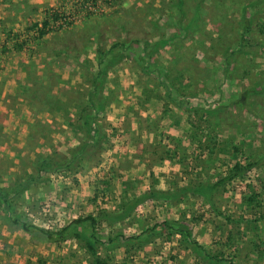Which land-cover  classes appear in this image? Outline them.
<instances>
[{
  "label": "rangeland",
  "instance_id": "obj_1",
  "mask_svg": "<svg viewBox=\"0 0 264 264\" xmlns=\"http://www.w3.org/2000/svg\"><path fill=\"white\" fill-rule=\"evenodd\" d=\"M180 1L186 15L178 10ZM217 1L226 6L223 24L234 29L236 36L231 40L235 43L242 32L237 1ZM10 2L0 0V58L15 57L14 64L6 60L7 67L2 68L20 77L36 76V68L42 66L30 61L43 56L48 78L60 75L62 81H78L83 69L72 54L95 68L97 59L89 61L88 56L93 55L98 42L106 48L114 41L138 42L135 49L125 50L130 55L122 58V66L115 63L106 70L114 66V78L107 79V84L118 85L115 90L123 91L129 100H115L118 107L106 111L117 113V120L128 123L126 131L120 125L96 126L100 141L84 158L73 151L80 136L68 125L69 130L52 127L54 135L48 142L42 141L41 132L28 131L30 115L25 105L14 102V91L0 99V264H90L72 226L73 219L88 215L97 218L103 241L98 250L107 264H228L232 260L264 264V218H259L264 209L246 203V198L257 193L255 201L264 206V49L260 48L264 42L251 41L248 61L258 69L248 67L254 74L245 78L242 64L233 69L219 54L225 33L219 31L216 20L204 21L203 35L212 41L211 47H205V52L196 48L200 38L187 23L198 0H49L44 14L28 27L23 22L19 27L11 24ZM255 7L257 14H264V0ZM252 10L248 8V15ZM57 11L74 12L78 18L68 27H57ZM45 20L49 23L44 28ZM33 23L41 24L46 34L39 36L37 27L30 28ZM160 37L164 44L158 46L155 56L159 54V62L167 65L174 63L170 57L178 61L180 93L160 85L156 68L146 72L137 65L143 78L134 75L135 50L139 52L145 40L154 42ZM40 42L44 44L37 45ZM185 63L200 75L198 82H189ZM76 85L80 83L72 86ZM252 85L257 93L249 92L248 105H235L234 94ZM150 99L143 114L134 111L132 106ZM35 107L41 116V104ZM150 115L153 120L147 123L145 117ZM206 115L216 120L212 126ZM141 121L144 127H140ZM194 131L204 144L208 133L218 143L226 138L231 151L224 153L214 147L209 153L197 142H190ZM233 144L241 149L232 151ZM142 153L145 156L140 158ZM40 155L56 161L66 156L68 163L38 170L34 161ZM247 159L255 166L210 196L190 189L215 181L227 164ZM182 187L189 188L178 196L179 201L147 194L151 188L180 192ZM168 220L184 222L192 238L176 227L149 231ZM22 223L50 229L55 236L48 238L37 229L25 231ZM64 226H69L68 231L59 235L58 229ZM77 230L88 237L89 222L81 223ZM238 231L243 235H237ZM209 254L226 260L216 262Z\"/></svg>",
  "mask_w": 264,
  "mask_h": 264
},
{
  "label": "trees",
  "instance_id": "obj_2",
  "mask_svg": "<svg viewBox=\"0 0 264 264\" xmlns=\"http://www.w3.org/2000/svg\"><path fill=\"white\" fill-rule=\"evenodd\" d=\"M208 1V2H207ZM236 4L240 11V21H241V34L238 35L237 40L235 39V43L233 40H231L234 36H236L233 28H227L225 24V15L224 12H226V6L224 3H220V1L217 0H198L195 6V11L191 18L189 19L187 25L193 29L192 32H195V36L200 38V41L196 48L201 51L205 52V47H211L212 41L208 40V37L204 36L203 33L204 30V21L206 18H212L215 21V24L219 27L220 32H224L225 36L222 37V41L224 44H222L220 47L219 54L224 57V60L227 61L228 64L232 65L233 69L238 68L241 64L242 67H240V71L242 72V77L250 78L254 73L249 71L248 67L253 68L255 70L258 69L256 65H251V61H248V56L250 55L251 47L250 44L251 41H257L258 44L260 42H264V14H257L259 10L256 9L255 6L258 5L259 0H236ZM245 2V3H244ZM178 10L182 15H186V10L183 9V3L180 1L178 4ZM253 8L252 14L248 15V8ZM48 24V21L43 22V26L45 27ZM38 24L34 23L30 26V28L37 27ZM93 28V27H91ZM38 29V27H37ZM227 32V33H226ZM46 34V31L44 28L39 29V36H43ZM227 40H224V39ZM210 39V37H209ZM208 41L210 43H208ZM227 41L229 44L227 43ZM138 40H133V44L127 42V41H114L108 48H106L104 45L100 44L98 42V45L96 44V51L98 55V59L100 56H102V60L96 61L97 64H95L97 67L94 68V65H86L82 61H80V56L78 55H71L72 59L76 62V64L83 69V74L85 76L84 81L82 84L76 85V87H68L67 89H64L63 94L72 100L70 101L71 105H64L63 101L60 100V97L54 98L53 95H51L47 89V86L41 85L42 82L38 83L34 81L35 88H24V96L27 98L32 99V102L35 104H41V107L43 110L52 112L55 106L59 105L63 110L62 115V121H64L70 128H72L79 136L80 140L77 142V144L73 147V151H77L78 154L82 155V158L88 155V153L91 151V149L96 148L99 139L98 135V127L95 124V117L96 114L93 113V110L95 113L98 112H105L107 108L111 104V100H108L104 94V83L105 76H106V70L109 68V66L114 65L119 60H122L123 57H128L130 53L126 52L125 50L130 48H136L137 47ZM164 44L163 39L160 37L158 41H150L145 40L143 48L138 49L139 52L135 50L133 55V61L136 65H138L143 71L150 72L149 70H152L156 68L158 74L157 79L159 80L160 85L164 86L165 90H170L175 88V92H179L180 90V74L182 71L177 69L176 64L178 61L176 59H173V57H170L171 60L174 63L173 64H164L159 62L158 57L156 58L155 53L158 51V46H161ZM219 45V44H218ZM235 45V49H233V46ZM263 45V44H262ZM85 47V46H83ZM260 48L264 49V45L260 46ZM214 53V52H213ZM241 57H240V56ZM172 56V55H171ZM104 57L107 58V61H104ZM240 57V58H239ZM193 62L195 60H192ZM186 64V63H185ZM189 64H186L185 71L188 72V79L189 82H198L200 75L196 74L194 70L187 69ZM154 66V67H152ZM189 70V71H188ZM175 71V72H174ZM178 73V74H177ZM190 83V84H191ZM256 83V82H255ZM252 84H254V79ZM46 85V84H45ZM40 86V88H39ZM39 89H43L44 93L43 95L40 94ZM261 90V89H260ZM258 90V91H260ZM264 90V89H263ZM257 90H255L254 85L252 87L246 88L241 93H235V105H248L247 96L249 95V92L257 93ZM38 109V108H37ZM39 110V109H38ZM263 111V109H262ZM264 112V111H263ZM210 115V114H208ZM206 118L208 119L207 123L212 126V124L215 123V119H210L211 117H208L206 115ZM193 126V124H192ZM229 126V125H227ZM44 128L42 129V126L39 124V122L35 123L33 134H35L37 131L42 132ZM90 131H94L93 134H90ZM195 135L190 138L191 143L197 142V146L200 148H204L209 153L213 152L212 148H217L220 152H230L231 150L228 149V141L227 139H222L221 143H218L215 141V138L210 137V133H208V139L207 141L203 142V138L197 137V132L194 131ZM188 133L187 131L185 132ZM232 151L238 152L241 147L237 144H233L231 146ZM59 158V157H58ZM57 158V159H58ZM34 166L40 169H48V167L53 168V166H66L68 163V159L66 156H61L57 161L56 159H51L50 157H43L40 155V157L34 161ZM253 166H255V163L249 159L245 160L244 162L236 161L234 163H230L226 165V168L224 170V174L217 178L215 181H204L202 183H199L196 186L190 187L193 191H201L203 192V195L210 196L213 191L218 190V188L225 183L231 182L234 178L238 177L239 175L245 174L249 172ZM189 187H182L177 191V189L173 190V192H170L169 190H161L156 188H151L150 191L147 193L148 196L157 198V197H163L166 199L169 198H177L179 201L180 198L179 195L182 194L183 191H185ZM207 192V193H205ZM258 194L254 193L248 198H246V203L250 205V207L254 208H263L264 206H261V203H259L256 200V196ZM6 194L4 195V199H6ZM130 205L126 207V210L129 209ZM252 210V209H251ZM259 218H264V211H262V214L259 215ZM15 220V219H14ZM88 221L91 227V233H89V236H84L77 228L81 223H84ZM97 218L88 215L86 217H77L73 219L72 226L74 230V236L78 239V241L82 244L84 249L87 251L88 255L90 256V264H107V259L103 257L98 250V246L100 244H103L102 238L99 235V232L97 230ZM22 228L25 231L31 232L34 229L39 230L40 232L44 233L48 238H54L55 231H52L50 229H43L38 228L33 225H30L28 223H22ZM157 227L162 230L165 227L171 228L176 227V230H179L181 233L185 234L189 239L192 238V233L189 229L188 225H185L184 222L179 221H163V223L156 224L153 226L149 231L155 232ZM69 226H64L60 229H58V234L63 235L66 231H68ZM147 232V234L149 233ZM237 235H243V231H238L236 233ZM140 236H138L139 238ZM234 237V235H233ZM152 237L148 238L147 240H150ZM231 238V237H230ZM194 244H197L194 241ZM209 256L213 259H215L216 262H222L226 259L219 258L217 254H209ZM228 264H236L233 260L227 261Z\"/></svg>",
  "mask_w": 264,
  "mask_h": 264
},
{
  "label": "crops",
  "instance_id": "obj_3",
  "mask_svg": "<svg viewBox=\"0 0 264 264\" xmlns=\"http://www.w3.org/2000/svg\"><path fill=\"white\" fill-rule=\"evenodd\" d=\"M49 2V0H11L10 4H8L7 8H8V14L11 12V16L12 17V25L14 26H20L21 22H23L22 24H25V27L29 26V23L31 22H35L37 19L40 18L41 14H44V9L46 8V2ZM1 10H3V7H1ZM34 24V23H33ZM32 24V25H33ZM14 28V27H13ZM6 44L9 45V40H6ZM42 45L44 43L40 42L37 45ZM15 58V57H14ZM14 58L13 57H7L6 56H2L0 58V99L5 98V96L7 95V92L10 90L14 91V102L19 103L20 105H25V108H27L28 110V114L30 115V121L29 126L28 127V131L32 134L33 131H30V129L32 128L34 130V124L39 122V124L42 126V129L44 128V130L41 132V139L42 141H47L51 138V136H53V132L52 131V127L54 126H58L60 128H65L67 129V124L62 121V115L64 110L59 106H55V108L53 109L54 111L52 112H48V111H43L41 113V116L39 114H36L35 110L36 107L34 105V103L32 102V99L27 98L26 96H24V88H31L30 86L33 87V89L35 88L34 85V81L40 83L42 82L41 85L47 86V89L49 91V93L51 95H53L54 98H58L60 97V100L63 101L64 105H71L70 101L72 100L71 98H69V96H65L63 94L64 89H67L69 86H72L73 84L76 83H80L81 84V80H84V76H82L83 74H79L78 76V81H75L74 79H66L65 81H62V79H60V75H56L54 78H48L47 74H46V70L43 69V66H45V60L47 61L46 57H41L40 59H38V61H30V62H37L38 65L42 66V67H38L36 68V73L37 75L33 77V75H30V77H20V75H15L14 73H12V70H5L4 68H2L3 66L7 67L6 65V60H8V63L10 62L9 60L12 61V63L14 64ZM89 61L92 59H98V55H97V51L96 49H94V53L92 56H88ZM102 56L99 57L100 60H102ZM158 58H159V54H158ZM44 59V60H43ZM98 59V60H99ZM104 61H107V58L104 57ZM123 60H119L117 62L118 66H122L123 65ZM185 62V61H184ZM135 65V72L134 75L137 76V78H143V73L138 69L137 65L134 63ZM13 66V65H12ZM11 67V66H10ZM114 67V66H113ZM110 68V70L108 72H106V83H104V90H103V94L104 96L108 99L111 100V104L109 106V108H117V104L115 103V100H119L121 99L122 103H127L129 102V100L123 96L124 92L123 91H118L115 90V86L118 85H113L111 83V81H109V85L107 84V79H113V72L111 70H113L114 68ZM13 68V67H12ZM38 69V70H37ZM141 69V68H140ZM43 70V71H42ZM126 70V69H125ZM190 70V69H189ZM32 71V70H31ZM42 71V73H41ZM127 71V70H126ZM32 73V72H31ZM58 77V78H57ZM34 80V81H33ZM54 80V82H53ZM115 80V79H114ZM143 80V79H142ZM141 80V81H142ZM81 81V82H80ZM70 82V85L68 84ZM46 84V85H45ZM141 85V84H140ZM40 88V86H39ZM140 88V86H139ZM138 89V88H136ZM40 94L43 95L44 91L43 89H39ZM112 95L116 98L111 99ZM10 99H8L9 101ZM12 100V99H11ZM152 100L150 99V101H144L142 103H137L135 104L133 107L134 111H136L137 113L139 112H143L144 109H146V106L151 104ZM154 103H152L153 105ZM137 105H142L141 108H139ZM138 107V108H137ZM121 108V107H120ZM139 111V112H138ZM108 111L103 112L104 114H102V112H98L95 113V111L93 110V113L96 114L95 117V124L97 126H103L105 127V125H112V126H116V125H120L124 128V130L126 131V126L128 125V123H126L125 121H119V119L117 120V113H107ZM107 113V114H106ZM136 113V115H137ZM143 114V113H142ZM142 114H140L141 116H143ZM116 115V116H115ZM42 117V119H41ZM146 118V122L150 123L153 119L152 116H147ZM53 122V123H52ZM142 122V123H141ZM140 122V127H144L143 125V121ZM69 130V129H67ZM72 131L75 133V131L72 129ZM128 132V130H127ZM60 135V133L58 134ZM145 155L142 153L140 154V158H143ZM151 167V165H150Z\"/></svg>",
  "mask_w": 264,
  "mask_h": 264
},
{
  "label": "built area",
  "instance_id": "obj_4",
  "mask_svg": "<svg viewBox=\"0 0 264 264\" xmlns=\"http://www.w3.org/2000/svg\"><path fill=\"white\" fill-rule=\"evenodd\" d=\"M109 2H110V0H108ZM87 7L89 8V9H91V10H93L94 9V7H93V5L90 3H87ZM55 12V11H54ZM56 15H58V17H57V19H56V21L54 22V24L55 25H57V27H61V28H65V27H68V26H70L71 24H73V23H75L76 22V20H77V18H78V15L77 14H75L74 12H71V13H69V12H67V13H64V12H62V11H57V14ZM55 18H56V16H55ZM48 23H49V21H48ZM41 24H39L37 27H38V31H39V29L41 28V27H39ZM48 25V24H47ZM46 25V26H47ZM45 26V27H46ZM44 27V28H45Z\"/></svg>",
  "mask_w": 264,
  "mask_h": 264
}]
</instances>
